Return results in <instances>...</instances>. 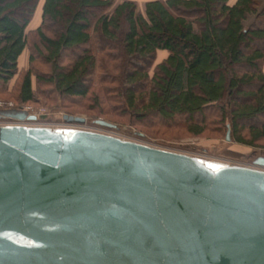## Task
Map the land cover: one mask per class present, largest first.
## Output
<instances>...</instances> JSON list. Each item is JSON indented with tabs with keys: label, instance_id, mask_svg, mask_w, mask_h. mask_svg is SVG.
<instances>
[{
	"label": "water",
	"instance_id": "95a60500",
	"mask_svg": "<svg viewBox=\"0 0 264 264\" xmlns=\"http://www.w3.org/2000/svg\"><path fill=\"white\" fill-rule=\"evenodd\" d=\"M64 120L0 126V264H264V157L208 160Z\"/></svg>",
	"mask_w": 264,
	"mask_h": 264
},
{
	"label": "trees",
	"instance_id": "16d2710c",
	"mask_svg": "<svg viewBox=\"0 0 264 264\" xmlns=\"http://www.w3.org/2000/svg\"><path fill=\"white\" fill-rule=\"evenodd\" d=\"M260 3L154 0L140 10L118 0H0V99L59 97L99 117L225 140L230 132L231 143L264 150ZM40 5L41 23L29 30Z\"/></svg>",
	"mask_w": 264,
	"mask_h": 264
},
{
	"label": "rangeland",
	"instance_id": "374dc122",
	"mask_svg": "<svg viewBox=\"0 0 264 264\" xmlns=\"http://www.w3.org/2000/svg\"><path fill=\"white\" fill-rule=\"evenodd\" d=\"M118 1L136 2L139 9L144 10L145 4L154 0ZM263 5L264 3H260V8H262ZM251 21H253V17L250 19V22ZM167 56L168 54L166 52L160 53L158 55L157 63H161V61H163ZM10 101L17 103L12 100ZM89 104L90 101L87 105ZM26 105L34 107L37 110L42 109L44 112H42V114H39V123L46 126H53V128H65V126L67 127L68 125L64 126V124L66 123L64 117L65 115H70L87 119L86 124L80 127L83 129L95 130L106 134L122 137L123 139L138 141L178 153L197 156L208 160L228 161L236 164L252 166L255 160L264 157V150L250 149L247 147L236 145L235 143H229L225 140L224 135L217 137L210 135L209 133L205 134L204 136H192L187 135L183 131V127L180 126H164L157 122L145 125V123H151V119H147L145 120L144 124H140L130 117H99V114L97 112H90L87 109L88 107L84 108L85 104L78 103V101H63L59 97H57L54 103H44L39 105L27 103ZM16 112V110L0 111V113L2 114H16ZM205 114L206 113L204 112L203 115ZM199 117L200 116L196 117V119H198ZM96 121H106L108 123L110 122L111 124L116 125L117 129H109L105 126L95 124Z\"/></svg>",
	"mask_w": 264,
	"mask_h": 264
},
{
	"label": "built area",
	"instance_id": "2783aa9c",
	"mask_svg": "<svg viewBox=\"0 0 264 264\" xmlns=\"http://www.w3.org/2000/svg\"><path fill=\"white\" fill-rule=\"evenodd\" d=\"M1 110H17L21 112H25L28 116H34L35 120H29L28 118L25 120H18L15 118L0 116V125H25V126H40V127H53V126H46L39 123V114L44 112L42 109L37 110L34 107H30L24 103L17 104L11 101L0 100V111ZM67 125L66 123L64 126ZM66 127V126H65ZM118 137V136H116ZM122 138V137H119Z\"/></svg>",
	"mask_w": 264,
	"mask_h": 264
},
{
	"label": "crops",
	"instance_id": "0c3cea01",
	"mask_svg": "<svg viewBox=\"0 0 264 264\" xmlns=\"http://www.w3.org/2000/svg\"><path fill=\"white\" fill-rule=\"evenodd\" d=\"M41 23V5L39 6L35 18L32 21V23L29 26V30H34L36 29ZM26 64V56L23 55L21 58V65L24 66Z\"/></svg>",
	"mask_w": 264,
	"mask_h": 264
}]
</instances>
